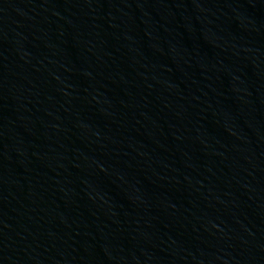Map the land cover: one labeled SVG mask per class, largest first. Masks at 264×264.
<instances>
[{"label": "water", "instance_id": "obj_1", "mask_svg": "<svg viewBox=\"0 0 264 264\" xmlns=\"http://www.w3.org/2000/svg\"><path fill=\"white\" fill-rule=\"evenodd\" d=\"M0 264H264V0H0Z\"/></svg>", "mask_w": 264, "mask_h": 264}]
</instances>
